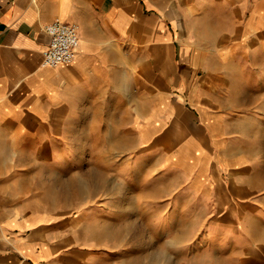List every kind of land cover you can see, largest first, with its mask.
Here are the masks:
<instances>
[{
	"label": "crops",
	"instance_id": "0c3cea01",
	"mask_svg": "<svg viewBox=\"0 0 264 264\" xmlns=\"http://www.w3.org/2000/svg\"><path fill=\"white\" fill-rule=\"evenodd\" d=\"M57 19L80 43L45 68ZM65 138L104 170L148 154L140 164L173 170L186 223L210 234L201 256L264 264V0H0V153H56ZM43 166L0 162V264H103L78 216L32 207Z\"/></svg>",
	"mask_w": 264,
	"mask_h": 264
},
{
	"label": "rangeland",
	"instance_id": "374dc122",
	"mask_svg": "<svg viewBox=\"0 0 264 264\" xmlns=\"http://www.w3.org/2000/svg\"><path fill=\"white\" fill-rule=\"evenodd\" d=\"M65 139V149L56 153H0V162L50 168L31 169L27 196L33 208L63 213L69 223L78 216V237L92 246L103 264H212L211 254L201 256L198 248L210 234L201 232L198 224L186 223L190 217H185L178 195L184 190L173 170L140 164L148 155L142 152L123 154L115 162L127 164L113 163L104 170L101 152ZM103 176L109 179L106 184L99 182ZM9 198L5 186L1 204L7 206Z\"/></svg>",
	"mask_w": 264,
	"mask_h": 264
},
{
	"label": "built area",
	"instance_id": "2783aa9c",
	"mask_svg": "<svg viewBox=\"0 0 264 264\" xmlns=\"http://www.w3.org/2000/svg\"><path fill=\"white\" fill-rule=\"evenodd\" d=\"M44 30L50 38V43L44 51L41 66L56 68L73 63L80 43L77 26L57 19L46 25Z\"/></svg>",
	"mask_w": 264,
	"mask_h": 264
}]
</instances>
